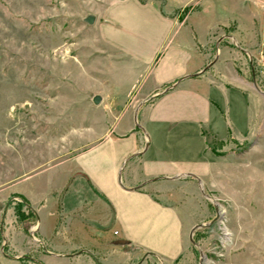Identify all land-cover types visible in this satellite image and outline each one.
Listing matches in <instances>:
<instances>
[{
  "label": "crops",
  "instance_id": "crops-1",
  "mask_svg": "<svg viewBox=\"0 0 264 264\" xmlns=\"http://www.w3.org/2000/svg\"><path fill=\"white\" fill-rule=\"evenodd\" d=\"M187 2L103 0L87 15L92 50L71 68L85 83L53 85L61 142L47 155L29 149L8 177L31 215L1 229L7 245H37L52 264L186 260L205 188L221 186L213 144L252 138L253 89L264 95L253 66L237 67L264 51V10L259 30L229 28L217 7L185 14Z\"/></svg>",
  "mask_w": 264,
  "mask_h": 264
},
{
  "label": "rangeland",
  "instance_id": "rangeland-1",
  "mask_svg": "<svg viewBox=\"0 0 264 264\" xmlns=\"http://www.w3.org/2000/svg\"><path fill=\"white\" fill-rule=\"evenodd\" d=\"M102 1L0 0V264H52L37 245L15 248L4 242L1 229L14 221L21 230L24 222L18 218L19 202L7 189L8 177L21 174L16 168H22L29 149L47 155L58 148L67 122L58 116L64 109L52 103L53 85L85 83V76L77 77L71 68L86 64L93 37L86 18ZM157 1L164 6L167 0ZM213 7L220 9L223 22L229 20V28L240 21L259 30L264 0H188L182 12ZM250 55L251 62L246 55L237 67L253 66L264 91V51H257L259 58ZM246 73L251 83L254 75ZM253 96L252 138L212 143L222 156L221 186H206L207 214L194 222L191 249L180 264H264V95L253 89Z\"/></svg>",
  "mask_w": 264,
  "mask_h": 264
},
{
  "label": "trees",
  "instance_id": "trees-1",
  "mask_svg": "<svg viewBox=\"0 0 264 264\" xmlns=\"http://www.w3.org/2000/svg\"><path fill=\"white\" fill-rule=\"evenodd\" d=\"M22 204H18V207H17V214H18V218L21 220V221H24L28 216L31 215V213H27L26 211L22 210Z\"/></svg>",
  "mask_w": 264,
  "mask_h": 264
},
{
  "label": "water",
  "instance_id": "water-1",
  "mask_svg": "<svg viewBox=\"0 0 264 264\" xmlns=\"http://www.w3.org/2000/svg\"><path fill=\"white\" fill-rule=\"evenodd\" d=\"M86 21H87L89 24H92V23L94 22V17H93L92 15H90V16H88V17L86 18ZM94 101H95V103H99V101H100V97H96V98L94 99Z\"/></svg>",
  "mask_w": 264,
  "mask_h": 264
}]
</instances>
